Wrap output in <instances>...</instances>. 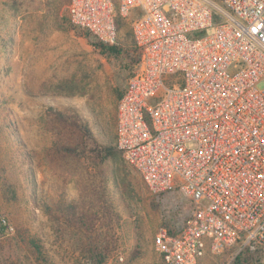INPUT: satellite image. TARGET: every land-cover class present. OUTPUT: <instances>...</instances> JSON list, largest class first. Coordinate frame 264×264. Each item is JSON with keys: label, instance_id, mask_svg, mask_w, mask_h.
I'll use <instances>...</instances> for the list:
<instances>
[{"label": "rangeland", "instance_id": "374dc122", "mask_svg": "<svg viewBox=\"0 0 264 264\" xmlns=\"http://www.w3.org/2000/svg\"><path fill=\"white\" fill-rule=\"evenodd\" d=\"M68 5L0 0V264H165L154 235L181 230L192 205L178 188L150 192L115 146L118 95L139 62L131 16L114 19L107 53ZM199 264H264V249Z\"/></svg>", "mask_w": 264, "mask_h": 264}, {"label": "built area", "instance_id": "2783aa9c", "mask_svg": "<svg viewBox=\"0 0 264 264\" xmlns=\"http://www.w3.org/2000/svg\"><path fill=\"white\" fill-rule=\"evenodd\" d=\"M67 12L104 45L131 16L139 62L115 146L150 192L178 188L192 205L181 230L155 233L162 261L264 249V0H70Z\"/></svg>", "mask_w": 264, "mask_h": 264}, {"label": "trees", "instance_id": "16d2710c", "mask_svg": "<svg viewBox=\"0 0 264 264\" xmlns=\"http://www.w3.org/2000/svg\"><path fill=\"white\" fill-rule=\"evenodd\" d=\"M70 2V0H69ZM116 18V17H115ZM72 27H74L72 24H70ZM117 29V28H116ZM81 30V29H80ZM83 31V30H82ZM85 32V31H84ZM86 33V32H85ZM87 35H89L88 33H86ZM96 44L94 46L98 47V48H101L103 51L107 52V53H117L116 51V47L115 45L117 44V42H115L114 44H111V45H104L102 43H99V42H95ZM124 93V92H123ZM122 94H119L118 95V99L120 100L121 97H122ZM100 151L102 153H104V157L108 156L110 153H109V148L108 146L106 145H103V147L100 149ZM37 249V247H35Z\"/></svg>", "mask_w": 264, "mask_h": 264}]
</instances>
